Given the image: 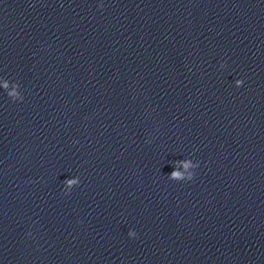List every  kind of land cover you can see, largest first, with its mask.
<instances>
[{
    "label": "water",
    "instance_id": "water-1",
    "mask_svg": "<svg viewBox=\"0 0 264 264\" xmlns=\"http://www.w3.org/2000/svg\"><path fill=\"white\" fill-rule=\"evenodd\" d=\"M0 264H264V0H0Z\"/></svg>",
    "mask_w": 264,
    "mask_h": 264
},
{
    "label": "clouds",
    "instance_id": "clouds-1",
    "mask_svg": "<svg viewBox=\"0 0 264 264\" xmlns=\"http://www.w3.org/2000/svg\"><path fill=\"white\" fill-rule=\"evenodd\" d=\"M98 7H99V9L102 10V9L104 8V5H103V4H100V5H98ZM220 67H221V68H224L225 65L222 63V64L220 65ZM243 83H244V81H243L242 79H237V80L235 81V86H236V87H241V86L243 85ZM4 87L7 88V84H5ZM8 95H9V96H15L16 93H15V92H10V93H8ZM180 164H183L184 169H188L189 167L197 168V167L199 166V162H198V161L196 162L195 165H191V164H190V161H189L188 159L177 160V161L174 162L173 165H174V167H175V166H178V165H180ZM193 177H194V172H189V173L187 174L186 179H185V177H184V173H182L181 171H178V170H174V171H172V172L170 173V175L168 176V178H169L170 180H173V181H191V180L193 179ZM66 183H67V185H69V186H70V185H73V184H75V185L78 186L79 183H80V179H79V177H77V179H75V180H69V181H67ZM70 192H71V191H65V194H68V193H70ZM128 235H129L130 237H136L137 233H135V232H129Z\"/></svg>",
    "mask_w": 264,
    "mask_h": 264
}]
</instances>
